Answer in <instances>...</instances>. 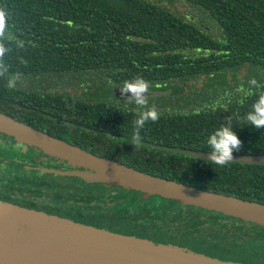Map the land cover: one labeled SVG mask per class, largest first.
Segmentation results:
<instances>
[{"label": "trees", "instance_id": "trees-1", "mask_svg": "<svg viewBox=\"0 0 264 264\" xmlns=\"http://www.w3.org/2000/svg\"><path fill=\"white\" fill-rule=\"evenodd\" d=\"M0 10V112L127 166L264 203V163L193 154L230 124L241 141L233 154L264 155V128L243 119L264 94V0H0ZM134 77L149 85L143 109L118 95ZM152 108L157 119L134 140L139 113ZM10 171L0 168V200L264 264L263 225L131 187Z\"/></svg>", "mask_w": 264, "mask_h": 264}, {"label": "water", "instance_id": "water-1", "mask_svg": "<svg viewBox=\"0 0 264 264\" xmlns=\"http://www.w3.org/2000/svg\"><path fill=\"white\" fill-rule=\"evenodd\" d=\"M118 95L127 97L130 94L122 96L118 91ZM0 132L30 144L57 160L88 169L86 172H74L89 179L131 187L264 226V203L184 184L127 166L2 112ZM193 154L208 158L205 151ZM232 160L264 163V155L232 154ZM0 205L30 217H40L46 222L38 224L0 210V264H241L3 200H0Z\"/></svg>", "mask_w": 264, "mask_h": 264}, {"label": "clouds", "instance_id": "clouds-1", "mask_svg": "<svg viewBox=\"0 0 264 264\" xmlns=\"http://www.w3.org/2000/svg\"><path fill=\"white\" fill-rule=\"evenodd\" d=\"M6 15V12L0 10V29L4 27ZM0 51L3 50L0 49ZM8 86L12 87L11 81ZM148 88L149 85L143 78L134 77L124 81L118 89L122 96L126 93L130 94L127 96L129 102L134 103L138 109H143L147 104L145 93L148 92ZM157 115L154 108L139 113L135 121L137 131L134 140H139V129L143 128L148 120L155 121ZM243 119L247 125L253 128H264V94L257 97ZM240 144L241 141L231 125H221L206 137L208 158L216 165L225 166L232 160L233 152L239 150Z\"/></svg>", "mask_w": 264, "mask_h": 264}, {"label": "rangeland", "instance_id": "rangeland-1", "mask_svg": "<svg viewBox=\"0 0 264 264\" xmlns=\"http://www.w3.org/2000/svg\"><path fill=\"white\" fill-rule=\"evenodd\" d=\"M189 7V6H188ZM184 8H182L183 10ZM34 147L31 146V149H33ZM49 155V154H48ZM50 157H53L51 155H49ZM55 158V157H53ZM57 159V158H56ZM55 159V160H56ZM59 162H63L65 164H63L62 166H55V167H43L40 165H32L29 168L28 167H23L20 164H16V163H11L10 167L5 166L7 169V167L11 170V172L13 173H27V174H37L39 173V175L45 179V181H51V182H62V183H72V184H77V185H81V186H96V185H101L103 187H105L107 189V191H111L112 189L116 188V187H121L120 185H116L107 181H102L100 179H89L87 177H84L80 174L75 173L74 171H82V172H86L89 171L88 169L84 168V167H79L77 166V168L75 167L74 169L69 168L67 165H69V163L67 161H62L61 159H58ZM2 166V165H0ZM4 167V166H2ZM42 172V173H40ZM84 223V222H83Z\"/></svg>", "mask_w": 264, "mask_h": 264}, {"label": "flooded vegetation", "instance_id": "flooded-vegetation-1", "mask_svg": "<svg viewBox=\"0 0 264 264\" xmlns=\"http://www.w3.org/2000/svg\"><path fill=\"white\" fill-rule=\"evenodd\" d=\"M31 146L32 145L16 140L14 137L0 132V165L4 166H0V168L5 170V166L10 167L11 163L20 164L23 167L28 168L32 165L43 166L40 162H36L40 158H44L43 161L47 166L49 165L48 167L62 166L65 164L63 162H59L56 158L50 157L47 153L41 152L34 146V148L31 149ZM7 152L12 154V158L6 157ZM1 153L4 154V156Z\"/></svg>", "mask_w": 264, "mask_h": 264}, {"label": "bare ground", "instance_id": "bare-ground-1", "mask_svg": "<svg viewBox=\"0 0 264 264\" xmlns=\"http://www.w3.org/2000/svg\"><path fill=\"white\" fill-rule=\"evenodd\" d=\"M1 206H2V205H0V210L6 211V212H10V213H14V214H16V215H18V216H21V217L27 218V219H29V220H31V221H33V222L38 223V224H45V223H46V222H45L42 218H40V217H30L29 214L22 213V212H18V211H14V210H12V209H10V208H8V207H5V206H2V207H1ZM32 218L37 219V221L34 220V219H32Z\"/></svg>", "mask_w": 264, "mask_h": 264}]
</instances>
